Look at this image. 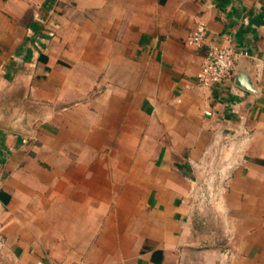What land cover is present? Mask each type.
<instances>
[{
	"label": "crops",
	"instance_id": "1",
	"mask_svg": "<svg viewBox=\"0 0 264 264\" xmlns=\"http://www.w3.org/2000/svg\"><path fill=\"white\" fill-rule=\"evenodd\" d=\"M227 38L251 90L195 82ZM0 235V264H264V0H0Z\"/></svg>",
	"mask_w": 264,
	"mask_h": 264
},
{
	"label": "built area",
	"instance_id": "2",
	"mask_svg": "<svg viewBox=\"0 0 264 264\" xmlns=\"http://www.w3.org/2000/svg\"><path fill=\"white\" fill-rule=\"evenodd\" d=\"M206 24L197 20L194 29L188 35L186 42L194 46H200L205 39ZM247 56L245 51H238L231 40L227 38L222 44H210L204 56L200 68L195 75V82L202 87H209L215 83L231 78L235 67V58ZM210 112L207 111V114ZM0 235V246L2 245ZM55 264V263H54ZM61 264H90L84 261H73Z\"/></svg>",
	"mask_w": 264,
	"mask_h": 264
},
{
	"label": "water",
	"instance_id": "3",
	"mask_svg": "<svg viewBox=\"0 0 264 264\" xmlns=\"http://www.w3.org/2000/svg\"><path fill=\"white\" fill-rule=\"evenodd\" d=\"M242 58L241 57H237L235 58V67H234V72H233V75L234 77H236V84H238L239 86L247 89V90H251V80L249 78V76L243 72V71H240L238 69V66H239V62Z\"/></svg>",
	"mask_w": 264,
	"mask_h": 264
}]
</instances>
